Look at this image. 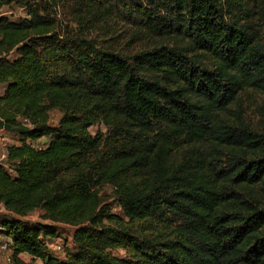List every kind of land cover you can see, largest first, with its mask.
I'll use <instances>...</instances> for the list:
<instances>
[{
	"label": "trees",
	"instance_id": "1",
	"mask_svg": "<svg viewBox=\"0 0 264 264\" xmlns=\"http://www.w3.org/2000/svg\"><path fill=\"white\" fill-rule=\"evenodd\" d=\"M70 2L80 21L117 16L187 44L130 56L104 49L51 15ZM12 3L29 16L0 18V129L18 141L6 150L11 171L0 164L12 264H264V198L240 191L264 183V135L231 112L241 91L264 92V32L239 0H0V8ZM97 121L108 135L90 133ZM180 147L191 155L176 164ZM104 185L123 217L102 204ZM38 209L50 223L21 220ZM142 223L154 228L139 232ZM58 224L75 229L65 259L49 252Z\"/></svg>",
	"mask_w": 264,
	"mask_h": 264
},
{
	"label": "rangeland",
	"instance_id": "2",
	"mask_svg": "<svg viewBox=\"0 0 264 264\" xmlns=\"http://www.w3.org/2000/svg\"><path fill=\"white\" fill-rule=\"evenodd\" d=\"M240 2V12H246L248 14L247 19L248 24L252 25L254 29H258L264 32V7L260 0H239ZM61 8L51 11V15L55 19L62 22V27L67 26L73 32L84 35L88 38L93 39L97 46L116 53L122 54L124 56H130L137 52L149 50L161 45L169 46H186L185 41H181L179 38L175 37H156L148 33L147 31L141 29L139 26L126 22L117 16L110 18L105 21L99 22L97 19H85L80 21L78 18V13H75L76 5L70 2L65 5H61ZM246 15H243L245 18ZM6 17L10 21H19L28 19L27 10L19 3H12L5 5L0 8V18ZM82 18V17H81ZM4 85L0 84V94H2ZM238 101L232 104L231 112L232 115L240 114L244 123L248 127L257 132L260 135H264V92L257 91L255 89H245L240 92ZM236 112L237 114H233ZM61 117V113L57 109H52L50 112V124L56 125ZM111 127L106 125L103 121H97L94 123L89 131L92 135H108L110 133ZM48 138H42L38 141L40 144H45L48 142ZM18 144L17 138L12 134H4L1 136L0 140V156L7 154V147ZM102 147L98 148L100 152ZM188 147H180L179 149L171 153L170 158L174 160L176 164H179L182 160L185 161L190 157L191 153L187 152ZM208 151L207 147L202 148L201 152ZM96 153L93 154V157ZM5 168L9 171L10 164L6 160L2 162ZM240 191L244 194H248L252 197H263L264 198V183L254 185V186H243L240 187ZM99 197L103 205H105L112 213L118 214L123 217L119 206L116 204V194L115 189L112 185H104L100 188ZM44 212L42 210H35L26 217L21 218V220L28 223H50L49 220L44 218ZM13 219L12 214H10L4 207H0V223L2 220ZM127 222V219H125ZM1 227V224H0ZM57 234L55 237L48 240L49 252L51 255L57 258L65 259L67 253L74 249L73 242V231L74 227L66 224L57 225ZM154 227H150L148 223H142L137 225L139 232L151 230ZM60 244L59 254L53 250L52 244L55 241ZM9 239L2 233L0 229V264H12V260L7 261V257H12V250H4L2 246L7 243ZM113 255L121 258L125 256V251L121 249L113 250ZM21 259L29 262L30 257L22 254Z\"/></svg>",
	"mask_w": 264,
	"mask_h": 264
},
{
	"label": "built area",
	"instance_id": "3",
	"mask_svg": "<svg viewBox=\"0 0 264 264\" xmlns=\"http://www.w3.org/2000/svg\"><path fill=\"white\" fill-rule=\"evenodd\" d=\"M7 132L6 131H4L3 129H0V140H1V136L2 135H4V134H6ZM6 158H7V155L6 154H3L2 156H0V164H2V162L4 161V160H6ZM0 207H4L2 204H0ZM52 247H53V250L56 252V253H58L59 254V252H60V244H59V242L56 240L55 241V243L54 244H52ZM2 248L4 249V250H11V248H10V245H9V243L7 242V243H5L3 246H2ZM61 259V258H60ZM63 259V258H62ZM12 260V257L11 256H8L7 257V261H11ZM36 264H40L38 261L36 262Z\"/></svg>",
	"mask_w": 264,
	"mask_h": 264
}]
</instances>
